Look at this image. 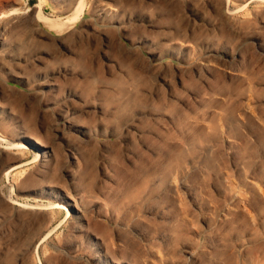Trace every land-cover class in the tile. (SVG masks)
<instances>
[{
	"label": "rangeland",
	"instance_id": "374dc122",
	"mask_svg": "<svg viewBox=\"0 0 264 264\" xmlns=\"http://www.w3.org/2000/svg\"><path fill=\"white\" fill-rule=\"evenodd\" d=\"M6 1L0 264H264V0ZM22 131L58 164L7 149ZM46 172L65 203L30 191Z\"/></svg>",
	"mask_w": 264,
	"mask_h": 264
},
{
	"label": "bare ground",
	"instance_id": "6f19581e",
	"mask_svg": "<svg viewBox=\"0 0 264 264\" xmlns=\"http://www.w3.org/2000/svg\"><path fill=\"white\" fill-rule=\"evenodd\" d=\"M40 1L44 2L46 0H40ZM85 1H87V0H76L75 7H74L75 13L73 12L74 15L71 18L68 19L69 20V23H71L70 21H74V19L76 18V15L79 12V10L83 7V5H85ZM6 2H10V0H7ZM11 2H15L16 3L15 0H11ZM244 6L246 7V5H244ZM242 8H243V6H242ZM19 10H21V8H16V9H13L12 11L10 10L11 11L10 14L15 13V12H17ZM41 11H42V9H41ZM226 11H228V10H226ZM34 16H35V18L37 16V19L40 18L42 20V22H43V25L45 27L51 29V30H61V29H63V27L66 26L67 21H68V20L65 21V20H61V19H50V18L46 17L44 14H42V12H40V11H38L37 13H35ZM69 110L70 109L67 107L66 110L64 109L61 112L60 117H61L63 126H65L66 128H68L69 130L73 131L74 133H77V135H81L83 137H89L90 136V130L88 129L87 125L84 122L77 121V120H74L73 118H70L68 116L69 115ZM73 137H75L74 134H73ZM61 138L64 139V136H62ZM89 139H91V138H89ZM0 140L3 141V142L6 141V140H2V138ZM10 141L11 140H9V143H8L9 146H8V148H7L6 145H5L6 147L4 146L5 148H7V149L11 148L13 150H18V151L29 150V151L35 152V154L37 155V157H40V166H41V168L42 167L43 168L44 167L45 168H50L53 164H58V158H57L56 154L54 153L53 148L51 146L47 145L42 140H40L39 138H37L36 136H33V135H31V134H29V133H27L25 131H22V132L17 133V135L13 138V142L11 141V143H10ZM0 145H1V143H0ZM74 151H76V148H75V146L71 145L70 146V149H69V153L71 154V158L72 159H71L70 163H72V164L74 163V160H76V156H75ZM35 160H37V159H35ZM14 163L15 162L11 161L8 164V166L13 165ZM19 167H21L20 164H17V165L12 166L6 172V175L8 177H10L11 173L14 170L18 169ZM65 173L68 176H70V177H73L74 176V174L72 172H70L69 168H67V167L65 168ZM40 177L42 179L40 186L38 188L31 189L30 191H32L33 193H37L40 196H45V197H47L49 199H53L54 201H58V202L60 201V202H63V203H65L68 200V198H70L66 194L65 190L61 186H59V185H53V184L50 183L51 177H50V174L49 173L46 172L43 176H40ZM10 200H13V199H10ZM12 202H14V200ZM18 204H21V203H18ZM24 205L26 206V204H23V206ZM51 205H53V204H51ZM46 206L47 205H45V204H41V205L36 204L35 206H32L31 205L30 207L28 206V207H25V208L26 209H33V210H39V211L41 210L42 211V210H47V207ZM56 207L57 208H61V209H66L65 206H62V205H59V204H57ZM74 208H75V210L77 209V215H79L82 209L80 210V208L77 205L75 207L71 205V209L74 210ZM81 216H83L82 212H81ZM41 242H42V240H40L36 244V246H35L36 249L39 248V245L41 244ZM100 250H101V248H99L97 250V252L93 256V259L96 260L99 264H131L130 262L124 261L122 259H116V260L115 259H111L110 257H108L103 252V250H101V251ZM194 254L195 253H193V255ZM191 257H192V255H191ZM189 261H191V260H189Z\"/></svg>",
	"mask_w": 264,
	"mask_h": 264
}]
</instances>
